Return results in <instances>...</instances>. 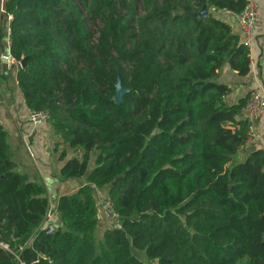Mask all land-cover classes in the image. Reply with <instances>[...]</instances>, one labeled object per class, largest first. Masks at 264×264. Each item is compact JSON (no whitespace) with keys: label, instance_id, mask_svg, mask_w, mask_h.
<instances>
[{"label":"trees","instance_id":"16d2710c","mask_svg":"<svg viewBox=\"0 0 264 264\" xmlns=\"http://www.w3.org/2000/svg\"><path fill=\"white\" fill-rule=\"evenodd\" d=\"M203 4L235 15L244 0H2L0 42L25 58L24 104L80 152L61 177L85 181L58 197L46 233V189L14 169L0 125V239L22 264H144L134 251L158 264H264V149L236 159L248 93L228 104L216 80L225 64L245 76L249 53L226 21L190 15ZM97 188L118 213L101 237ZM0 264L19 262L0 248Z\"/></svg>","mask_w":264,"mask_h":264},{"label":"crops","instance_id":"0c3cea01","mask_svg":"<svg viewBox=\"0 0 264 264\" xmlns=\"http://www.w3.org/2000/svg\"><path fill=\"white\" fill-rule=\"evenodd\" d=\"M256 2L258 21L253 30L249 72L245 76H238L225 64L220 68L216 78L218 82L226 83L231 88L230 94L225 98L228 104L235 103L254 88L264 89V0H256ZM209 12L229 23L232 32L241 36L233 14L208 7ZM5 40L6 36L0 42V125L6 132L14 169L25 174L29 181L42 184L46 189L48 202L55 206L59 196L70 194L85 183L83 177L62 178L60 175L62 165L73 157L76 151L71 150L67 144L62 142L60 135L48 121L32 124L28 120L30 110L25 106L15 80L17 67L12 60L7 64L1 61V56L7 54ZM240 117L245 118L246 113L243 111ZM252 127L256 136L250 149H264V115L253 118ZM26 144L29 145L30 152ZM248 150L242 146L236 154V159L241 161ZM93 165L92 157L89 160L88 170ZM104 194L103 189L95 190L97 200ZM56 215L55 218H57ZM97 218L96 234L101 237L106 229L114 226V223L105 219L99 213V209Z\"/></svg>","mask_w":264,"mask_h":264},{"label":"built area","instance_id":"2783aa9c","mask_svg":"<svg viewBox=\"0 0 264 264\" xmlns=\"http://www.w3.org/2000/svg\"><path fill=\"white\" fill-rule=\"evenodd\" d=\"M0 10L2 9V0L0 2ZM237 25L239 27L241 36L240 40L243 46L248 50L249 53V62H250V53H251V43L253 40V30L258 21V6L256 0H244V7L240 13L234 15ZM7 35H9V30L7 29ZM6 47L9 48V40H6ZM1 57H10V61L12 60L16 67H18L19 63L16 62L9 54H4ZM244 111L246 113L247 120V137L243 144L244 149H250L254 137L256 134L253 132L252 127V119L264 115V89L254 88L248 92L247 100L245 102ZM49 112L47 110H38V111H30L28 115V120L32 124H41L47 122L49 120ZM27 150L30 152L29 145L26 144ZM78 155L80 152L76 151ZM31 154V153H30ZM97 207L99 209V213L114 223V226H118V213L114 209V205L112 201L108 198H102L98 200ZM55 206H52L49 203L47 211L44 215L43 222L41 224V229L45 230L46 233H51L55 228ZM0 248L9 254H12L15 259L22 264L19 259L18 252H14L8 243L4 242L0 239ZM18 249L21 250L22 246H18ZM146 264H158L156 260L147 261Z\"/></svg>","mask_w":264,"mask_h":264},{"label":"water","instance_id":"95a60500","mask_svg":"<svg viewBox=\"0 0 264 264\" xmlns=\"http://www.w3.org/2000/svg\"><path fill=\"white\" fill-rule=\"evenodd\" d=\"M207 13H208V6L203 4L198 12L191 13L190 15H193V16L198 17V18H205L207 16ZM1 61L4 62V64H7L10 61V57H2ZM19 66L20 67L25 66V58H23L19 62ZM125 92H126V90L121 87L120 82L118 81L115 85V95L113 97V100L116 103H119L122 100V96ZM89 186L92 188L94 187V185L90 184V183H89Z\"/></svg>","mask_w":264,"mask_h":264},{"label":"rangeland","instance_id":"374dc122","mask_svg":"<svg viewBox=\"0 0 264 264\" xmlns=\"http://www.w3.org/2000/svg\"><path fill=\"white\" fill-rule=\"evenodd\" d=\"M137 11H138V14H142L143 13V10H142V6L141 5H138L137 6ZM100 27V23L97 22L95 25H90L89 24V28L91 29V31L93 32L94 34V37L97 36V29ZM75 154V153H74ZM99 189V188H97ZM99 190H102V189H99ZM104 198L103 196L100 197V199ZM98 201V200H97ZM95 235L97 236V234L95 233ZM98 237V236H97ZM134 253L138 256V257H141L142 258V261L144 262V264L147 263V260L143 257L142 254H140L139 252H136L134 251ZM240 264H243V263H240Z\"/></svg>","mask_w":264,"mask_h":264}]
</instances>
